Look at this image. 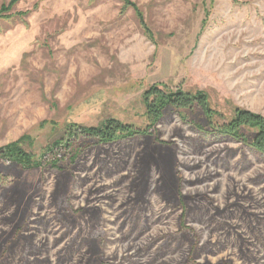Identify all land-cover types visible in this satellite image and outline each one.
Returning <instances> with one entry per match:
<instances>
[{
  "label": "rangeland",
  "instance_id": "374dc122",
  "mask_svg": "<svg viewBox=\"0 0 264 264\" xmlns=\"http://www.w3.org/2000/svg\"><path fill=\"white\" fill-rule=\"evenodd\" d=\"M132 1L154 40L122 0H19L0 18V148L20 139L42 163L0 157V264H264L259 131L225 128L264 117V0ZM155 85L210 110L153 125ZM109 119L144 132L70 137Z\"/></svg>",
  "mask_w": 264,
  "mask_h": 264
},
{
  "label": "trees",
  "instance_id": "16d2710c",
  "mask_svg": "<svg viewBox=\"0 0 264 264\" xmlns=\"http://www.w3.org/2000/svg\"><path fill=\"white\" fill-rule=\"evenodd\" d=\"M18 1L19 0H10L8 4H3L0 8V18L8 17L3 13L10 11ZM122 1L125 9L132 8L134 10V13L140 26L143 28L144 33L153 39V33L145 19L141 7L132 0ZM145 102L147 104L150 121L153 125L160 119L163 110L168 106L187 108L197 102L201 105L205 112L210 110L207 95L203 91L193 95L180 89L177 91H165L161 88H158L156 85L152 86L148 91H146ZM242 125L258 128L259 132L256 134L251 143L254 147L264 152V117L249 110L238 109L235 118L229 124L225 125V128L230 130V132L233 133L235 137L246 141L247 139L245 136L239 133ZM143 132L144 131L141 130L135 131V129H133L131 126L126 125L121 121L109 119L98 127H85L82 125H76L74 130L70 132V137L73 135L77 136L79 133H83L89 134L92 137H97L101 142H113L118 139L126 138ZM20 143L21 140L19 139L18 141L0 148V157H6L9 160L19 163L25 168L41 165V161L34 160L33 156L30 153H27L22 148ZM55 144L58 147L61 145V141L58 140L55 142ZM67 144L68 145H65L67 148L74 147V144L71 142ZM50 165L53 167H58V162L55 160L51 161Z\"/></svg>",
  "mask_w": 264,
  "mask_h": 264
}]
</instances>
